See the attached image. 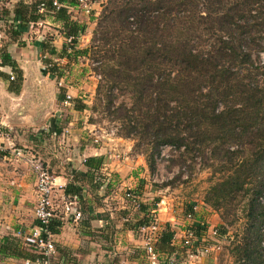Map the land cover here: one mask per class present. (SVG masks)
<instances>
[{"label": "trees", "instance_id": "obj_1", "mask_svg": "<svg viewBox=\"0 0 264 264\" xmlns=\"http://www.w3.org/2000/svg\"><path fill=\"white\" fill-rule=\"evenodd\" d=\"M28 1L19 0L0 16L8 37L0 48V68H11L16 76L10 80L0 70V78L10 81L9 90L20 92L23 74L7 46L19 41L30 25L47 18L59 22L61 34L74 40L65 41L61 50L54 46V37L43 41L45 73L59 81L74 61L89 59L101 77L97 97L122 122L120 136L136 142L135 147H144L150 174L156 172L165 145L176 148L179 162L175 164L190 163L194 168L200 155L205 169L215 167L221 177L204 202L224 222L216 239L227 237L229 227L243 220L233 243L236 263L264 264V84L258 81L264 65L254 60L256 53L264 52V0H107L93 19L96 27L85 49L79 47V38L87 25L75 19L73 12L55 7L53 0ZM66 4L79 6L78 0ZM53 57L66 60V65ZM117 92L129 94L130 104H118ZM60 93V101L66 100V89L61 87ZM72 104L79 112L88 109L79 99ZM52 124L53 134L61 135L58 120ZM104 161L103 156L89 157L86 172L70 174L65 193L79 197L83 212L85 186L108 191L112 185L103 173ZM140 187L138 192L133 190L134 196H141ZM138 210L141 218L126 219L136 234L150 224L153 209L140 199ZM232 211H240L245 219H229ZM196 223L190 228L196 237L206 236L207 225ZM60 228L61 223H51L54 234ZM175 236L170 225L161 227L155 243L161 264V254L188 251L183 240L176 244ZM27 257L34 262L38 258L36 254Z\"/></svg>", "mask_w": 264, "mask_h": 264}, {"label": "crops", "instance_id": "obj_2", "mask_svg": "<svg viewBox=\"0 0 264 264\" xmlns=\"http://www.w3.org/2000/svg\"><path fill=\"white\" fill-rule=\"evenodd\" d=\"M101 3L103 5L105 2ZM93 4L92 6H95ZM100 13L101 10L93 11L90 15L97 18ZM50 22L47 18L36 26H43L40 28L42 34L47 29L44 25H52L61 32L62 26L59 22L53 19ZM36 26L30 25L24 30L25 33L19 41L9 45V53L23 74L20 92L10 91V81L0 78V264H27L28 261L29 264H36L27 257L28 255L33 257L34 251L24 244L25 236L38 225L34 215L37 178L30 154L35 153L38 156L40 155L38 151L51 149V145L56 148L54 149L56 153L47 150L41 159L48 171L54 174L53 178L57 184L55 203L60 214L62 209L59 198L65 194V188L71 180L70 174L74 171L86 172L84 164L87 158L103 156L104 172L108 176L116 173L124 180L123 186H119L121 188L116 187L117 193L106 195L103 200H99L98 196H105L104 192H107V189L94 190L85 186L83 204L85 212L82 211L84 218L79 222L71 218L64 219L60 232L55 234L57 250L52 258V264H150L144 252L143 233L136 234L131 225L126 224V219L135 221L141 218L143 213L126 199L124 190L127 186L128 189L133 185L135 188L141 186V202L149 200L145 199V189L148 186L144 189V179L137 185L140 178L150 174L146 159L145 157L136 159L123 149L111 151L114 149L112 144L105 145L110 149L100 147L99 143L93 145L94 141L91 145L87 144L85 131L89 130L92 133L93 129H90L91 125L86 127L87 122L81 125L78 121L85 118L83 114L90 110V106L87 105V110L79 112L75 110L74 104L66 106L65 100L60 101V88L66 89L60 82L65 78L58 81L45 73V67H42L44 38L40 36L39 41L34 44L29 42L30 34ZM55 38L54 36V46L58 50L63 49L64 35L58 38L61 45H58ZM34 49L37 56L32 53ZM0 70L9 76L14 74L11 68ZM52 77L55 82L51 80ZM32 79L45 86L32 84ZM50 83H57L60 87H51ZM67 95L72 96L73 100L79 98L69 93ZM68 114L72 117H68ZM54 119L63 127V132L59 136L52 132ZM117 139L126 141L122 137ZM15 149L25 150V156L23 158L14 156ZM135 170L136 174L133 173ZM197 202L198 204L187 200L163 198L156 209L161 227L170 225L176 232V244L185 236L186 226L189 224L186 215L193 206L198 208L194 223L205 219L208 231L213 229L209 225L210 219H220L204 199ZM100 216L105 218H99ZM217 225L220 226L219 223ZM205 257L197 262L205 264ZM195 261H190V264Z\"/></svg>", "mask_w": 264, "mask_h": 264}, {"label": "rangeland", "instance_id": "obj_3", "mask_svg": "<svg viewBox=\"0 0 264 264\" xmlns=\"http://www.w3.org/2000/svg\"><path fill=\"white\" fill-rule=\"evenodd\" d=\"M18 1L19 0H0V16H3V12L5 9H12L17 4ZM91 1H92V4L93 3L95 4V6H92V9H94L93 11L98 12L102 10L101 7L103 5L101 2L106 3L107 0H91ZM73 14L75 16V19H78L80 20V22L87 25L86 33L79 38V47L81 49H85L91 43L92 36H93L92 33L96 27V23L94 22L93 19H96V17H93L91 15H84L81 11L76 10V9L74 10ZM48 19L50 22L51 18H48ZM187 23L188 22H185V25ZM44 27L47 28L46 31L44 30V34L40 32L41 31L40 28H43V26L42 27L36 26L35 28H33V33L30 34L29 42L31 44H34L37 41H39L38 39L41 37L44 38L43 41H45L47 37L55 36L56 37L55 40L57 39V42L59 43L57 44L61 45L60 40H58V38L63 37L61 32H58V30H56V28H54L52 25H44ZM6 32H7V29L4 26L2 29V34H3V39H5V41L7 42L8 37L5 36ZM2 45L3 46L5 45L4 40H3ZM263 47H264V42H263ZM9 50H10V47L7 46V52H9ZM32 53L35 56H37L35 49L32 51ZM53 59L59 62L61 66L66 65V60L58 61L56 60V57H53ZM254 60L257 65H261V66L264 65V52L260 54L256 53L254 55ZM73 63L74 64H72L71 67L66 70V76L64 77L65 78L64 81H61L60 83L62 84V86L66 87L67 93L75 97L76 96L79 97L78 99L81 102L90 106V110H88L86 114H83L85 118L83 120L78 121L81 123V125L83 124V122H87L86 127L91 125L90 129H93L92 133H90L89 130L85 131L87 135L84 137L87 140V144L91 145L92 144L91 142L94 141L93 145H97L95 143V139L99 138L101 139L99 143L100 147H105V148L110 149L108 146L106 147L105 145L112 144L114 146V149L111 151H119L120 149H123L124 151H127V153H129L131 156L135 157L136 159H138L139 157L143 159L144 158V155H143L144 147H135L136 142L130 139H125L126 140L125 142L117 139L121 137L120 135L121 133H123L122 132L123 124L120 120L117 119V117L115 116L116 114H112V112H110V111H113V109L109 111L106 108V104L103 102L101 103L100 97H97V87L101 80L98 79V73L93 69V66L91 65L89 59L80 58L77 60V62L74 61ZM42 67H45V66L42 65ZM13 76H15V74H13ZM51 80H54L53 77L51 78ZM43 81L48 82V80H43ZM258 81L260 85H263L264 75L260 74L258 77ZM31 83L32 84L37 83V85H41L43 87L45 86L41 82H38V80L34 81V79H32ZM50 86L60 87L57 85V83L56 84L50 83ZM116 94H117L116 97H118L117 99L118 104H121L122 102L130 104L131 101H130L129 94H123L121 92H117ZM105 97H106L105 91L103 90L102 98L105 99ZM68 117H72V116L68 114ZM79 145H81L80 142H79ZM51 147H52L51 149L47 148V149H42L38 151V153L40 154L38 156L43 158L45 156L44 154L47 153V150L53 151L56 153V151H54V149L56 148H54L53 145H51ZM166 155H167V158H165L162 162H160V164H158L156 172L154 174H149V176L147 174L143 178H140L139 179L140 181L137 184V185H140V182L144 179V184H143L144 189L146 186H148V188L145 189V192H146L145 199H149V200L146 201L145 203L143 202V205H147V207L151 209L153 208V210L158 209L156 201L160 200L159 203H161V200L163 198H167L168 200L172 199L175 201L187 200V201L196 202L198 204L197 201H199L200 199H204L209 188L213 185L214 182L218 180L219 177H221V174L216 172L217 170H215V167L207 168V169L204 168L205 160L200 155L195 160L197 165L196 167L194 166V168H192L190 163L186 164V166L181 165L180 163L179 165L175 164L178 161V157L175 156L173 152H168L166 153ZM133 173L136 174L137 171L135 170L133 171ZM50 174L54 176L53 173L50 172ZM154 179H156L157 182H154ZM108 181L111 182L112 186H109L108 191L104 192L105 196H101V197L100 195L98 196L99 200H103L106 197V195L111 196L115 192L117 193L118 189L116 187H119L120 185L123 186L124 184V180L116 173H113L110 176H108ZM138 187L135 188V186L133 185L132 188L128 189L129 186H127V188H125L124 190H126V193L128 191L133 192V190L137 191ZM235 204L237 205V203ZM133 207L136 208L135 205H133ZM179 208H181V206ZM211 209L215 211L212 207ZM197 211H198V208H197ZM215 212L220 217V213H218L217 211ZM231 213L233 215L229 219H245V217L243 216V214H241L240 211L236 212V214H234L235 212L233 211ZM204 221L205 219H203L202 220L203 223L207 222V221L205 222ZM218 223L219 225L224 223L221 217L220 219H210L209 225L213 228L212 231L214 229H218L219 227L217 225ZM243 223L244 221L242 220L239 223H236V225L229 227L228 236L221 240H217L215 237H212V235L209 233L206 234V236H209L208 238L209 242H208V245L205 244L204 247L206 246L210 247L212 248V250L205 257V264H210L211 262L212 263L214 262L215 264H237L236 258H234V253H233L234 252L233 243L236 239V236L239 235V233H241ZM192 227L194 226L191 225L190 222L186 226V228H192ZM143 244L145 245V239L143 240ZM144 252H145V249H144ZM192 254H194L192 253V251L191 252H188V251L180 252V250L178 251V254L174 253L169 256H165L161 254L162 263L165 264L167 263L168 260L174 259L175 262L178 264H190V261H194V260L196 261L193 262V264H199L197 262L198 259H196L195 257H192ZM145 256L147 259V254Z\"/></svg>", "mask_w": 264, "mask_h": 264}, {"label": "built area", "instance_id": "obj_4", "mask_svg": "<svg viewBox=\"0 0 264 264\" xmlns=\"http://www.w3.org/2000/svg\"><path fill=\"white\" fill-rule=\"evenodd\" d=\"M68 0H53L54 6L57 8L65 7L69 12H74L76 8L70 7L66 4ZM79 6L76 10L81 11L84 15H90L92 13V2L91 0H78ZM3 21L0 17V48L3 44ZM73 38H65L67 44L71 43ZM62 61V60H58ZM64 61V60H63ZM1 64V56H0ZM11 79H14V76H11ZM98 79H101L98 75ZM72 96L67 95L65 100L66 106H71ZM104 139V138H102ZM99 138L95 139V143H100ZM173 152L176 153V148L173 146L165 145L161 147L160 157L158 158V164L167 158L166 153ZM25 150L15 149L13 155L17 158H23L25 156ZM169 156V155H168ZM30 159L32 161L33 169L36 173V206H35V219L38 222V225L35 226L31 232L25 236L24 244L29 249H32L34 253L38 256L35 261L36 264H52V258L56 254V242L55 234L50 230L51 223L59 222L63 223L64 219H73L75 222L81 221L83 217L82 210L80 208V199L78 196L67 195L66 193L59 198V203L61 205L62 214L59 213V208L55 203V193L57 189V184L53 176L48 171L47 167L44 165L43 160L40 156H37L35 153L30 154ZM103 173L107 175L104 172ZM108 176V175H107ZM154 182H157L154 179ZM61 188V186H60ZM133 192L128 191L126 197L131 199L133 204L139 209V200L140 197L133 195ZM160 206V203L157 204V207ZM197 213V207L193 206L191 211L187 213L186 220L192 222L191 225L195 226V215ZM161 231V225L158 217L157 210L151 211L150 224L141 228V233L144 235L145 245L144 249L147 254V259L150 264H161L158 253L155 249V243L159 237ZM212 237L217 236V229L213 231H208ZM209 236H204L197 238L193 233V230L186 228L185 236L183 237V245L188 249V252L194 253L192 257L196 259H201L202 257L207 256V254L212 250L210 247H204V243ZM30 262L28 261L27 264ZM165 264H178L174 259H170Z\"/></svg>", "mask_w": 264, "mask_h": 264}]
</instances>
